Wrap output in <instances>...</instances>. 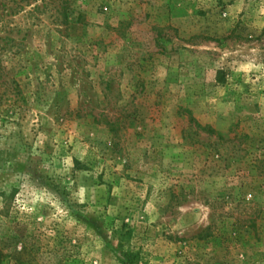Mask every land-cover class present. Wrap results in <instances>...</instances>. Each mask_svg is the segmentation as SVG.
Returning a JSON list of instances; mask_svg holds the SVG:
<instances>
[{"label": "rangeland", "instance_id": "374dc122", "mask_svg": "<svg viewBox=\"0 0 264 264\" xmlns=\"http://www.w3.org/2000/svg\"><path fill=\"white\" fill-rule=\"evenodd\" d=\"M3 264H264V0H0Z\"/></svg>", "mask_w": 264, "mask_h": 264}, {"label": "trees", "instance_id": "16d2710c", "mask_svg": "<svg viewBox=\"0 0 264 264\" xmlns=\"http://www.w3.org/2000/svg\"><path fill=\"white\" fill-rule=\"evenodd\" d=\"M4 253H3V250L0 248V264H3L4 263Z\"/></svg>", "mask_w": 264, "mask_h": 264}]
</instances>
